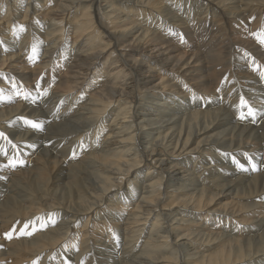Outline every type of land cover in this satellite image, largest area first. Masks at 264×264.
<instances>
[{
	"label": "bare ground",
	"instance_id": "obj_1",
	"mask_svg": "<svg viewBox=\"0 0 264 264\" xmlns=\"http://www.w3.org/2000/svg\"><path fill=\"white\" fill-rule=\"evenodd\" d=\"M262 39L264 0H0V264H264Z\"/></svg>",
	"mask_w": 264,
	"mask_h": 264
},
{
	"label": "snow or ice",
	"instance_id": "obj_2",
	"mask_svg": "<svg viewBox=\"0 0 264 264\" xmlns=\"http://www.w3.org/2000/svg\"><path fill=\"white\" fill-rule=\"evenodd\" d=\"M21 29L23 30V26H21ZM260 42H261V44H264V39H262ZM25 98H27V94H25ZM249 115H253V113H252L251 110H249ZM24 124L31 126L33 129H40L41 128V125L40 124L36 123L33 120L26 119V118H24ZM0 136H3V133H0ZM10 163L14 166L15 163H16V161L15 160H10ZM20 163H23V162L20 161ZM252 168H253V170H255L256 169V165L253 164L252 165ZM30 223H34V222H30ZM28 226H29V224L26 223L25 224V229H27ZM42 226H44V225H42ZM24 234H29L30 235L31 233H28V232L25 231ZM12 235H13L12 232L5 233V236L8 239H11L12 238Z\"/></svg>",
	"mask_w": 264,
	"mask_h": 264
},
{
	"label": "rangeland",
	"instance_id": "obj_3",
	"mask_svg": "<svg viewBox=\"0 0 264 264\" xmlns=\"http://www.w3.org/2000/svg\"><path fill=\"white\" fill-rule=\"evenodd\" d=\"M240 107H241V105H240ZM241 110H242V108H241ZM242 113H244L243 110H242ZM242 113H241V114H242ZM246 113L249 114L248 111H247ZM245 115H246V114H245ZM258 118H259V117H257V118L253 121L252 117L250 116L248 119L245 118V119H244V122H245V123H252V124H255V123L258 121V120H257ZM251 119H252V120H251ZM252 121H253V122H252ZM23 165H24V164H23ZM251 167H252V166H251ZM252 169H253V168H252Z\"/></svg>",
	"mask_w": 264,
	"mask_h": 264
}]
</instances>
